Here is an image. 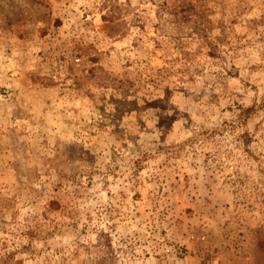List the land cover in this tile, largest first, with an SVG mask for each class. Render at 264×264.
Wrapping results in <instances>:
<instances>
[{"label": "rangeland", "instance_id": "1", "mask_svg": "<svg viewBox=\"0 0 264 264\" xmlns=\"http://www.w3.org/2000/svg\"><path fill=\"white\" fill-rule=\"evenodd\" d=\"M0 264H264V0H0Z\"/></svg>", "mask_w": 264, "mask_h": 264}]
</instances>
